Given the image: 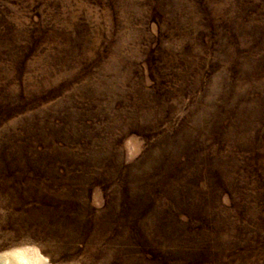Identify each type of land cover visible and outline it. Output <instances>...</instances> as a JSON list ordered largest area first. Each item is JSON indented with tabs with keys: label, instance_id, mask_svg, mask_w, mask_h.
<instances>
[{
	"label": "rangeland",
	"instance_id": "obj_1",
	"mask_svg": "<svg viewBox=\"0 0 264 264\" xmlns=\"http://www.w3.org/2000/svg\"><path fill=\"white\" fill-rule=\"evenodd\" d=\"M4 252L264 264V0H0Z\"/></svg>",
	"mask_w": 264,
	"mask_h": 264
},
{
	"label": "bare ground",
	"instance_id": "obj_2",
	"mask_svg": "<svg viewBox=\"0 0 264 264\" xmlns=\"http://www.w3.org/2000/svg\"><path fill=\"white\" fill-rule=\"evenodd\" d=\"M25 259V253L22 252H4L0 254V264H24V262L26 261Z\"/></svg>",
	"mask_w": 264,
	"mask_h": 264
}]
</instances>
